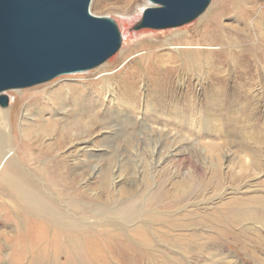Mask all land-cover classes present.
Returning <instances> with one entry per match:
<instances>
[{
  "label": "rangeland",
  "instance_id": "rangeland-1",
  "mask_svg": "<svg viewBox=\"0 0 264 264\" xmlns=\"http://www.w3.org/2000/svg\"><path fill=\"white\" fill-rule=\"evenodd\" d=\"M122 4L130 8L124 19L118 13L119 5ZM151 6L149 0H92L90 11L94 15L115 18L117 24L121 23L127 37L122 38L120 50L104 64L93 69L62 74L48 82L9 92L20 95L22 103L19 102L18 106L26 108L28 104L46 102L48 94L62 89L64 94L78 92L80 86H87L92 78L97 79L100 74L95 72L105 65H109L110 71H119L116 73L117 80L122 81V92H119L121 102L107 103L101 113H95L96 120L91 122L88 134L75 137L79 125L75 126L72 120L59 124L52 134L41 135V140L35 139L28 145L22 143L15 132L21 155L33 153L32 157L47 164L57 162L68 165L71 174L86 171L87 179L81 180L79 184L68 185L62 182L59 188L66 186L65 190L67 188L74 196H79L81 189L90 188L92 197L101 196L98 201L92 202L94 207L99 208L104 203L127 201L120 197L119 191H110V183L108 188L101 185L105 173H112L117 168L124 177L118 190L131 188L135 192L147 194L148 191L144 188L146 179L156 188L167 177L165 164L157 169L155 161L173 151L175 155L169 160V164L177 173L154 197L156 204L153 207L160 211V216L151 225L171 230L170 234L180 235L178 238L185 235L187 238L184 243H175L176 245L172 241L159 240L158 246L153 250L159 261L152 264H264V202L258 200L264 201V140L259 138L258 133L257 136L254 135L259 126L264 134V96L254 104L209 99L214 93L209 86L218 80L206 77L205 74L204 88L197 84V78L190 77L189 80L205 96L200 115L189 120L167 112L166 108V113H161L152 100L155 94L161 95L167 91L168 96L176 95V98L184 101L185 95L192 90L186 93V86L181 85L182 78L187 76L183 69L156 66L148 58L152 53L166 55L171 52L175 44L164 45L162 41L173 30L183 29L188 31L185 36H199L200 31L208 28L199 25L203 22L208 24L207 20L213 19V8L217 7V18L214 17L216 25L234 40V46L240 34L244 33H240L241 30H249L250 25L246 23H251L252 26L255 20L260 19L264 7L252 0H212L205 13L182 26L165 29L138 28L144 9ZM118 26L120 28V24ZM172 42H179V39L175 38ZM219 58L222 63L228 61L225 54H219ZM127 64L130 66L129 74L121 70ZM134 70H139V74L134 75ZM225 75L223 74L220 84L232 85L238 78L237 74L231 77ZM232 89L237 93L242 92V88ZM263 91L257 86L251 89L255 95ZM137 94L139 100L135 101L133 97ZM176 111H181V107ZM234 128L243 132L236 133L232 130ZM33 129L38 130V126H33ZM253 129L255 131L250 132ZM72 134L73 140L57 149V140L63 142L64 138ZM85 139L88 148L83 155L84 151L78 145ZM213 145L218 146V166L211 155ZM50 149L56 153H49ZM86 159L88 163L85 162ZM241 165H245L250 174L244 180L235 179L243 173ZM197 168L199 176L193 177ZM252 179L255 191L226 194V190L238 189ZM107 190L112 198L106 195ZM114 198L121 200L114 201ZM206 199H210L206 205L208 207L195 206ZM171 203L173 204L170 205ZM181 214L183 217L177 223L185 222L188 225L187 231L180 228L174 231L169 221ZM9 251L8 247L5 248L1 256L6 257ZM4 260L3 258L0 262ZM11 262L8 260L7 264H14Z\"/></svg>",
  "mask_w": 264,
  "mask_h": 264
},
{
  "label": "bare ground",
  "instance_id": "bare-ground-1",
  "mask_svg": "<svg viewBox=\"0 0 264 264\" xmlns=\"http://www.w3.org/2000/svg\"><path fill=\"white\" fill-rule=\"evenodd\" d=\"M252 1L264 7V0ZM216 9L218 7L213 8L211 14L213 19H208V24L203 22L199 25L208 27L200 31L199 36H185L188 31L183 29L173 30L162 41L164 45L175 44L171 52L166 55L152 53L148 56L150 61L157 64L156 66L183 69L187 76L182 78L181 85L186 86V93L192 90L185 95L184 101L176 98V95L168 96L167 91L161 95L155 94L152 100L161 113H166L167 110L189 120L200 115L205 96L196 88L197 86L193 87L189 80L190 77L197 78V84L204 88L205 74L206 77L211 76L218 80L209 86V89L214 90L209 99L254 104L264 96V91L256 95L251 92L254 86L264 90V13L258 16L260 19L255 20L252 26L251 23H246L250 25L249 30H241L240 33H244L240 34L239 40H236L237 43L235 42L236 45L233 46L234 40L227 37L216 25L214 20L218 11ZM119 10L121 19L130 12V8L125 4L119 5ZM118 24L122 38L126 39L121 23ZM175 38L179 39V42L173 43L172 40ZM230 43L232 44L229 46ZM219 54H225L228 61L222 63ZM129 67L127 64L121 70L129 74ZM117 72L119 71H110L109 65L102 66L95 72L100 74L97 79L92 78L87 86H80L78 92L64 94L62 89L48 94L46 102L28 104L26 108L18 106L19 102L22 103L20 95L9 94L11 90L5 92L9 97V105L0 106V260L3 258L5 260L0 264H7L8 260L14 264H152L159 261L157 253L153 251L159 240L172 241L173 245L184 243L186 235L178 238L180 235L170 234L171 230L151 225L160 216V211L153 207L156 204L154 197L177 173L169 164V160L175 155L173 151L155 161V168L158 169L165 164L169 173H165L166 179L157 184L156 188L146 179L144 188L148 195L140 191L135 192L131 188L118 190L123 184L124 177L117 168L112 173H105L101 185L107 187L110 183L112 187L110 191H119L120 197L127 201L104 203L99 208L94 207L92 202L98 201L101 196L92 197L90 188L81 189L79 196H74L67 188L65 190L66 186L63 189L59 188L63 183L79 184L81 180L87 179L86 171L71 174L68 165L57 162L47 164L32 157L33 153L28 156L21 155L16 142L18 136L22 143L28 145L35 139L41 140L39 138L41 135L52 134L59 124L71 120L75 126L79 125L78 130L75 135L64 138L63 142L57 140V149H61L64 143L72 141L74 136L78 138L83 133L88 134L91 122L96 120L95 113H101L107 103L118 104L122 100L119 96L122 92V81L117 80ZM132 73L138 75L139 70ZM223 74L229 77L237 74L238 78L232 85L220 84ZM232 88H242V92H234ZM138 96L134 95L133 99L137 101ZM178 107H181V111H176ZM78 115L84 118H78ZM35 125L38 126V130L33 129ZM232 130L236 133L243 132L241 129ZM254 131L255 129L250 132ZM257 133L263 141L261 126L256 129L254 135L257 136ZM86 141L85 139L78 145L84 151L83 155L87 153ZM217 147L212 146L211 155L218 162L216 163L218 166L220 155ZM49 153L54 154L56 151L50 149ZM85 162L88 163V160ZM241 168L243 173L235 179L244 180L243 178L250 176L245 165H241ZM197 171L198 168L194 170L193 177L199 176ZM242 185L238 189L226 190V194L239 191L250 193L256 190L253 179ZM110 191L107 190L106 195L112 198ZM116 200L121 199L114 198V201ZM209 200L206 199L195 206L206 208ZM258 200L264 202L262 199ZM177 217L169 221L171 229L175 231L180 228L187 231L188 225L185 222L177 223L183 215ZM7 247L10 251L6 257H2L1 253Z\"/></svg>",
  "mask_w": 264,
  "mask_h": 264
},
{
  "label": "water",
  "instance_id": "water-1",
  "mask_svg": "<svg viewBox=\"0 0 264 264\" xmlns=\"http://www.w3.org/2000/svg\"><path fill=\"white\" fill-rule=\"evenodd\" d=\"M138 28L182 26L212 0H149ZM92 0H0V106L6 91L105 63L122 46L117 22L90 11Z\"/></svg>",
  "mask_w": 264,
  "mask_h": 264
}]
</instances>
